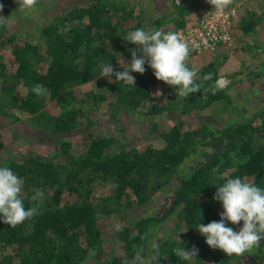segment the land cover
<instances>
[{
	"label": "trees",
	"instance_id": "obj_1",
	"mask_svg": "<svg viewBox=\"0 0 264 264\" xmlns=\"http://www.w3.org/2000/svg\"><path fill=\"white\" fill-rule=\"evenodd\" d=\"M202 1L173 0L171 11L165 9L152 18L134 0H76L32 37L20 38L26 30L10 27L12 2L0 0L4 5L0 15L8 18V24L0 26V45L9 56L0 62V116L8 124L28 114L30 124L58 133L92 123L89 112L95 109L107 110L111 118L121 113L148 117L167 110L187 115L212 109V119L195 123L181 119L159 131L161 146L147 139L140 147L123 134L105 133L91 139L80 153H73L72 142L63 140L57 146L60 151L49 157L15 152L16 144L5 146L0 134V167H10L24 180L25 206H30L33 188L44 191L38 216L15 228L0 220V264H82L89 257L103 264H139L137 254L144 264H264V241L242 256H227L210 248L197 230L199 223L219 221L222 203L213 196L227 179L241 177L264 188V100L249 111L235 102L230 84L215 94L206 91L220 78L216 61L188 66L201 78L208 73L213 78L197 81L200 92L187 98L180 97L176 87L158 81L147 64L143 75L136 73L134 86L115 81L114 75H101L102 63L111 62L115 71H123L127 62L120 58L131 61L128 49L136 46L123 40L129 32L177 31L194 22L188 17L194 7L200 15L210 6L208 0ZM245 9L239 26L243 33L255 32L264 22V12ZM169 23L173 25L166 26ZM255 40V45H244L258 59L251 67L246 65L250 68L245 77L260 80L264 60L259 51L264 47ZM90 81L92 87L84 91L83 85ZM35 84H43L48 94L37 97L32 92ZM160 85L163 91L157 92ZM96 180L111 182L112 192L97 195ZM164 190L171 191L167 208L142 212ZM106 215L117 222L115 238L121 253L104 248L101 221ZM228 226L239 230L242 222ZM193 246L199 252L191 261L174 255L176 248Z\"/></svg>",
	"mask_w": 264,
	"mask_h": 264
},
{
	"label": "rangeland",
	"instance_id": "obj_2",
	"mask_svg": "<svg viewBox=\"0 0 264 264\" xmlns=\"http://www.w3.org/2000/svg\"><path fill=\"white\" fill-rule=\"evenodd\" d=\"M12 2V10L10 12V27L13 29H23L19 36L20 38H30L33 36V32L37 33L40 26L49 23L54 20V16L64 14L70 10L72 4L76 0H39L38 4L30 11H21L18 7L16 0H9ZM141 6V11L148 17L155 18L161 15L165 9L170 11L174 7L173 0H134ZM204 4L207 0L202 1ZM248 6L251 9L257 10L259 14L264 12V0H248L246 4L240 9V13L234 19L233 22V34L235 37L234 44L219 45L213 51H209L203 54H192L190 48V55L185 62L187 66L198 68L200 65L206 64L209 61H216L219 63V70L221 72L220 78L227 81L230 84V93L234 96L235 102L241 107L251 110L256 109L260 104V99L264 100V78L260 80H253L247 75L248 69L254 65L258 59L253 58L247 51L244 45L256 44L255 39H260L261 45L264 47V22L258 26L255 32L243 33L239 22L242 16L246 13L245 7ZM139 9V8H138ZM200 9L198 4V10ZM203 12V11H202ZM201 12V13H202ZM189 15V14H188ZM199 16L195 7L188 16L191 21H195ZM172 23L166 26H172ZM259 45L260 47H262ZM257 50V49H256ZM257 55V54H256ZM259 56L264 60V51H259ZM8 54H4L2 51V45H0V62L8 59ZM259 58V57H258ZM120 62L129 63V59L122 57ZM264 63V61H263ZM250 67L247 68L246 65ZM135 77L136 73H131ZM83 90L86 91L92 87V81L85 83ZM157 92H162L163 87L156 86ZM24 89L19 90L22 93ZM247 102V103H246ZM246 104V105H245ZM51 105V103H49ZM244 105V106H242ZM50 110L57 111L55 106H48ZM92 110L90 118L94 119L92 123H85L79 128L67 131L50 133L44 129L38 128L28 121V114L23 115L22 120L8 124L6 120L0 116V134L1 139L5 142V146L16 144V149L23 153H40L46 156H52L56 152H59L57 146L61 144L63 140H69L72 142L71 151L73 153H80L88 148L91 139L104 135L105 133L125 135L127 139H130L131 143L138 146H144L141 142L145 140L151 141L157 146L164 144V141L159 136V131L165 130L171 125L173 121L185 119L187 123L203 122L204 119L210 118L212 109H206L205 112H195L192 114L182 115L178 111L167 110L164 113L158 115H152L145 117L141 114H120L117 118H111L108 116L107 110ZM208 115V117H206ZM156 126L155 131H153ZM122 127V129H121ZM2 149L0 150V158ZM176 182L170 183V186H175ZM113 184L108 181H95V193L99 196L108 195L112 192ZM171 191H160L151 201L146 203L141 208L144 213H158L164 211L167 208L166 202L169 201ZM102 224L106 236L104 248L108 253H121V248L115 238V230L117 229V222L111 216H104L102 218ZM172 223V221L168 222ZM169 227V225L167 226ZM0 248V254L2 253ZM108 256V254H107ZM102 261L89 257L87 261L82 264H103Z\"/></svg>",
	"mask_w": 264,
	"mask_h": 264
},
{
	"label": "clouds",
	"instance_id": "obj_3",
	"mask_svg": "<svg viewBox=\"0 0 264 264\" xmlns=\"http://www.w3.org/2000/svg\"><path fill=\"white\" fill-rule=\"evenodd\" d=\"M21 11L32 10L39 0H16ZM179 4V0H177ZM217 12H223L233 0H208ZM4 5L0 3V13ZM8 18L0 15V26H6ZM135 45V49H128L131 61L123 71H115L111 62L101 64V75L104 77L115 76V81L135 85V77L131 73L143 75L146 71L145 64L153 70L158 81L178 89L177 94L187 98L191 94L200 92L201 83L197 81L212 80L213 74L208 73L202 78L198 72L191 70L186 61L190 55L189 44L178 31L164 32L155 28H137L129 32L123 39ZM139 53V55H138ZM227 81L223 78L206 91L215 94L225 88ZM32 92L37 96H46L48 89L43 84H35ZM24 180L8 166L0 167V220L8 226L15 228L25 221H30L40 214L44 200V191L33 188L30 197V206H25L23 191ZM213 199L222 203L223 211L219 221L207 224L199 223L197 230L205 237L206 244L212 249L222 250L227 256H242L244 253L259 247L264 241V188L247 180L236 177L229 178L217 191ZM239 230L229 227L240 225ZM158 249L159 245L154 244ZM199 249L193 246L190 250L185 247L174 249V255L185 261L197 257ZM139 264H144L137 254Z\"/></svg>",
	"mask_w": 264,
	"mask_h": 264
},
{
	"label": "built area",
	"instance_id": "obj_4",
	"mask_svg": "<svg viewBox=\"0 0 264 264\" xmlns=\"http://www.w3.org/2000/svg\"><path fill=\"white\" fill-rule=\"evenodd\" d=\"M248 0H233L223 12H217L212 5L204 10L196 20L179 28L189 44L198 54L215 50L219 45H232L234 41L233 22L240 9Z\"/></svg>",
	"mask_w": 264,
	"mask_h": 264
}]
</instances>
